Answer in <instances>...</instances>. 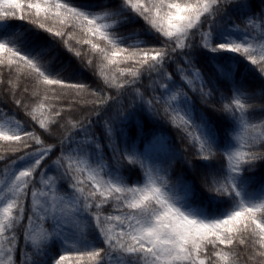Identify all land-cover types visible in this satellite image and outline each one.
<instances>
[{
  "label": "snow or ice",
  "instance_id": "6c2138e0",
  "mask_svg": "<svg viewBox=\"0 0 264 264\" xmlns=\"http://www.w3.org/2000/svg\"><path fill=\"white\" fill-rule=\"evenodd\" d=\"M229 3H236L241 9L247 7L239 0H117L96 8L72 0H0V66L14 70L18 78L24 76L34 82L32 96L38 100L26 114L49 134L52 125L64 127L57 119L63 109L46 103L61 99L62 92L57 89L75 90L77 94L90 92L97 98L94 103L100 106L112 99L104 89L119 91L136 85L142 69L149 74L158 73L168 82L161 84V98L150 99L147 105L150 109L154 104L163 105L172 123L196 146L198 158L209 162L215 156L213 131L206 119L198 124L189 112L182 111L183 105L189 103L188 94L175 83L168 66L175 63V73L183 85L202 97L211 96V91H205L208 81L196 67L190 51L194 47L192 37L199 32V48L217 61L219 78L233 79L234 72L232 56L221 54H236V71L243 63L239 57H243L264 74V43H254L247 28L241 30L235 24L215 28L222 10L227 15ZM133 14L164 43L158 47L143 42L125 44V38L117 32L121 24L134 22ZM258 19L264 20V13L246 16L245 24L255 27ZM10 20L26 21L38 31L59 39L77 57L81 52L69 43L74 32L66 29L82 33L84 38L76 43L86 44L92 53L98 54L97 74L103 88L89 89L84 83L63 79L60 67L54 63L59 54L49 55L54 45L38 32L32 36L16 33L13 25L5 23ZM205 25L207 31L203 30ZM233 32L242 34L237 37ZM260 39L264 41V34ZM178 51L183 63L173 60ZM88 63L91 65L92 61ZM121 64L132 66L121 68ZM113 66L115 71L109 76L106 70ZM116 72L131 79H118ZM233 85L231 99L223 104V111L245 133L253 134L247 143L234 145L225 152L228 165L223 181L212 179L211 190L228 197L226 207L216 212L191 202L187 197L192 190L186 185L182 199L169 185L167 174L146 163L150 157L137 154L134 149H125L120 155L129 165H139L143 180L128 184L120 169L103 155L107 145L90 135L82 121H68L71 130L57 148L37 132L25 129L14 115L0 112V142L9 146L4 151L31 149L30 142L39 146L24 151L0 170V264H13L12 254L18 243L16 229L25 220L24 239L31 251L25 250L24 264H234L235 254L225 249L237 240L245 244V234L253 245L250 259L256 261L259 257L256 264H264V187L249 191L250 178L243 175L246 170H253L245 165L264 161V152L252 150L257 144L264 146V120L250 122L248 98L241 88L235 87L234 79ZM136 91L142 97L139 88ZM15 103L28 108L22 100ZM72 131L82 135L74 137ZM105 135L111 136L110 127L105 129ZM109 150L119 164V147ZM57 152L54 169L42 168ZM4 159L0 155V160ZM203 166L212 167L210 163ZM109 204L117 214L104 215L103 209ZM93 228L102 247L87 238L86 233ZM50 248L55 251H49Z\"/></svg>",
  "mask_w": 264,
  "mask_h": 264
},
{
  "label": "trees",
  "instance_id": "16d2710c",
  "mask_svg": "<svg viewBox=\"0 0 264 264\" xmlns=\"http://www.w3.org/2000/svg\"><path fill=\"white\" fill-rule=\"evenodd\" d=\"M72 2L96 8L97 6L106 4H115L117 0H72ZM239 2L246 4L247 7L241 9L237 7L236 3H229L226 5L227 15L225 16L222 10L221 15L217 17L215 22V28L224 29L227 25L235 24L241 30L247 28L249 33L255 38L254 43H264L260 39L261 35L264 34V20L258 19L255 27L245 24L246 16L264 13V0H239ZM133 20L134 22L119 26L117 35L125 38V44L132 45L143 42L149 46L158 47L164 43L163 38L153 32L141 18L133 14ZM5 23H10L14 26L16 33L25 36H32V34L38 32L40 36L45 37L47 41L54 45L49 55L59 54V59L55 60L54 63L60 67L63 79L72 83H84L89 86V89L103 88L102 81L97 74V65L100 63V58L98 54L91 52L88 45L76 43L77 39L82 40L84 38L83 34L79 31L72 28L66 29L69 33L74 32V38L69 43L81 52V55L77 57L74 53L68 52L59 39H53L50 35L38 31L26 21L10 20ZM12 30L10 29V31ZM203 30L207 31V25L204 26ZM241 34V32L232 33V35L237 37ZM192 43L194 47L190 51L192 52L193 59L196 61V67L201 70L205 80L208 81L205 91H211V96L202 97L198 91L194 92L186 85H183V82L175 73V63L169 64L168 71L173 74L175 83L182 85L183 91L187 92L188 99L194 110L196 123L199 124L201 119H206L213 131L215 137V156L209 162L198 158L196 146L191 144L185 133L172 123L168 113L164 111L163 105L154 104L152 109L149 108L147 101L161 98L164 91L161 84L168 81L158 73L149 74L143 69L141 70L142 75L139 82L136 85L132 87L126 86L119 91L116 89H104L107 94L112 96V99L106 105L97 106L94 103L97 98L91 96L90 92L77 94L75 90L57 89L58 92H62L61 99L47 101L46 103H54L58 109H63L62 115L57 119L61 124H64V127L52 125V131L49 134L39 129L38 124L26 114L27 111H30L36 100H38V97L32 96L34 82L31 79H26L24 76L18 78L14 70H9L6 66H0V112L14 115L23 123L25 129L37 132L46 143H55L57 148H59V141L64 139L67 132L71 130V125L68 121H82L84 126L89 129L90 135H94L101 143L107 145L103 155L108 159L109 163L120 169L121 174L130 185L142 181L143 172L138 164L135 167L129 165L120 153L125 149L129 152L134 149L137 154H142L145 146L153 138L158 135L166 136L170 139L177 153L173 160L171 175L168 178L169 183H175L179 178L188 180L192 190L191 196L188 199L194 204L216 212L226 207L225 201H228V197L217 195L215 191L211 190L212 179L215 177L216 180L223 181L228 165L225 152L232 150L234 145L247 143L248 140L242 128L234 124L230 114L223 111V104L231 99L234 79L235 87L241 88L248 98L250 122L258 123L264 120V74L260 73L258 66L251 65L243 57H239L243 63L240 65L239 70L236 71L237 65L234 62L236 54H221L224 56L231 55L233 58V79L225 81L219 78L215 69L217 61L210 58V53H204L199 48V32L192 37ZM89 60L92 61L91 65L88 63ZM173 60L183 63L179 51L173 54ZM227 62L225 61V63ZM131 66V64L120 65L121 68ZM114 71L115 66L112 69L106 70L109 76ZM115 75L121 80L131 79L128 76L120 77L118 72ZM137 88L143 94L142 97L137 94ZM15 100H22L24 104L28 105V108L25 109L23 106H17ZM107 127L111 128L110 137L105 135ZM80 135L82 134L72 131V136L78 137ZM236 137H240V139L237 140L235 139ZM30 143H32V148L24 151H32L34 148L39 147L34 142ZM64 146L65 148L68 147L67 141ZM117 146L120 149V152L116 153V159L120 161L119 164H116V161L113 160V153L109 150ZM8 147V145L0 142V155L5 156L4 160H0V170H3L12 160H16L24 154V151L14 153L12 151H4ZM252 150L264 152V146L257 144ZM57 155H59L58 152L47 159L41 167L49 168L53 166V161ZM206 163H210L212 167H204L203 165ZM244 167L246 169L252 167L253 169L252 171L246 170L243 174L245 178H250L248 179V190L255 192L264 187V161H256L254 165H245ZM49 174H51V171ZM103 213L104 215L117 214L113 212L111 204L103 209ZM26 226L25 220L16 229L18 243L12 254L13 264H24L25 250L31 251L29 245L25 244L24 233ZM117 227L119 226L117 225ZM86 235L98 247L103 246L99 234L94 228L86 233ZM245 239V244H240L239 240H237L230 248L225 249L235 254L234 264H256V261L260 260L259 257L256 258V261L250 259V256L253 254V245L251 238L247 234H245ZM58 247L59 245H57ZM49 251H55V249L50 248ZM212 251L211 246H209L208 252L211 253ZM5 255L7 256V253ZM33 258L35 259L36 257ZM212 259L214 260L215 258L213 257Z\"/></svg>",
  "mask_w": 264,
  "mask_h": 264
},
{
  "label": "rangeland",
  "instance_id": "374dc122",
  "mask_svg": "<svg viewBox=\"0 0 264 264\" xmlns=\"http://www.w3.org/2000/svg\"><path fill=\"white\" fill-rule=\"evenodd\" d=\"M181 103H183L181 101ZM182 111H187L195 119L194 110L192 108L191 102L187 105H183ZM253 133L251 131L245 133L248 138ZM142 154H147L150 159L146 163H152L154 167L160 169L162 172L167 174V178L171 175L173 160L176 157V150L171 143L170 139L163 135H158L153 138L144 148ZM169 182V181H168ZM170 186L174 187L177 194L183 199L185 198L184 186L186 185L191 189V184L188 180L177 179L175 183H169ZM191 196V193L187 198ZM37 227V225H35Z\"/></svg>",
  "mask_w": 264,
  "mask_h": 264
}]
</instances>
